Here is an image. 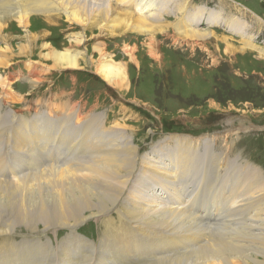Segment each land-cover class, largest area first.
Masks as SVG:
<instances>
[{
  "label": "bare ground",
  "instance_id": "obj_1",
  "mask_svg": "<svg viewBox=\"0 0 264 264\" xmlns=\"http://www.w3.org/2000/svg\"><path fill=\"white\" fill-rule=\"evenodd\" d=\"M123 1L132 2L121 7L111 0H0V32H5L12 22L27 28L32 12L41 14L47 26L55 24L53 20L63 15L83 30L104 29L109 36L126 32L146 35L148 56L161 57L156 34L163 32L160 18L166 13L163 0ZM181 7L173 3V9L180 15L175 29L181 37L212 42L214 48L222 44L228 56L255 50L264 57L263 48L256 45L255 35L251 34L252 28L247 30L239 15L228 20L234 24L230 32L241 39L238 46L233 44L234 35L226 34L229 41L226 37L216 41L212 31L195 30L191 24L196 22L185 21L188 12ZM207 11L203 13L198 9L196 14L206 15L210 23L216 18L212 11ZM34 31L33 35L30 31L29 36L28 30L21 36L24 43L17 46L16 55L29 59L33 50L41 48L47 32ZM4 38L14 37L8 33ZM9 43L8 40L4 51L0 50L3 57L0 68H7L12 62L7 61L13 58ZM42 48L47 49L44 44ZM125 49L129 61L137 63V46L125 45ZM94 50L102 59L104 51L97 47ZM44 58L51 60L54 70L79 69L81 61L68 50L50 49ZM100 59L97 62L102 65L100 69L95 68V72L113 88L124 89L127 66L110 65L108 59ZM29 79V87L34 90L42 78ZM14 82L10 77H0V264H45L47 261L49 264H120L118 261L125 258L139 264H264V172L260 167L237 154L235 160H229L230 164L226 163L227 157L225 162L214 164V178L205 171L198 179L186 178L199 166L192 157L193 149L200 144L206 154L210 152L207 145L212 151L208 137L200 140L183 135L169 136L155 146L158 150L140 156L130 126L115 123L113 128L94 130L99 122L105 123L101 114H93L96 123L92 120L84 124L85 130L76 133V128L70 127V133L64 104L57 106V114L53 116L39 113L30 120L23 114L16 116L12 108L2 112L10 102L7 94L11 93ZM50 118L59 119L60 124ZM45 129L54 132L57 145L51 149L43 145L44 142L39 145L49 137ZM73 143L78 145L66 148ZM187 144L193 149L181 151ZM41 159L42 163L38 164ZM238 160H242L243 167H235ZM182 162L185 167L179 172ZM41 165H46L47 169H42ZM178 177L182 182L176 180ZM230 180L234 184H230ZM150 182L153 183L151 195L159 196L158 192H162L166 194L163 198L169 200L147 201L144 190ZM184 199H189V206L183 203ZM115 202L121 224L117 228L108 214ZM219 205L217 212H213ZM191 207H196L195 216L188 212ZM202 209L203 214H197ZM217 215L222 216L215 222L213 218ZM90 217L104 223L100 230L103 236L97 245L73 233L75 227ZM19 227L25 234H17L21 233ZM58 228L71 230V233L68 232V238L55 248L54 241L40 240L45 234L56 233Z\"/></svg>",
  "mask_w": 264,
  "mask_h": 264
},
{
  "label": "rangeland",
  "instance_id": "obj_2",
  "mask_svg": "<svg viewBox=\"0 0 264 264\" xmlns=\"http://www.w3.org/2000/svg\"><path fill=\"white\" fill-rule=\"evenodd\" d=\"M111 2L122 7L128 6L132 1L111 0ZM173 3L180 4L186 9L188 16L186 15L185 21L196 22L191 24L195 30L212 31L215 40L226 37L229 41L227 35L231 37L234 35L230 32L234 24L228 20L232 21L239 15L243 19L244 27L247 30L252 28L251 34L255 35L256 45L264 51V0H183L182 2L163 0L166 13L160 17L163 32L156 34V42L161 48L159 49L161 57L157 58L149 57L146 52V35L126 32L109 36L104 29L103 31L95 28L92 31L83 30L84 28L68 22L63 15L53 20L55 24L47 26L48 22L41 14L32 12L30 15L33 16L27 28H21L12 22L5 32H0V50L4 51L9 40L13 54V58L7 60H12L10 64L8 63L9 66L0 68V77L8 79L10 77L15 81L11 93L7 94V100L10 102L2 108V112L12 108L16 116L23 114L30 120L39 113L41 116L46 113L53 116L57 114L55 113L58 111L57 106L64 104L66 119L69 120L67 131L70 130V133V127H75L76 133L85 130L84 124H89L92 120L96 123L92 115L101 114L105 117V123L99 122L94 130H99L100 127L113 128L116 124L130 126L135 136L133 141L138 147L140 156L154 149L158 150L155 146L162 144L161 142L169 136L183 135L200 140L208 137L212 145V151L207 145L210 150L209 155L200 144L195 150L191 148V144L185 145L181 150L193 149L192 157L199 165L195 170L190 171L187 177L185 176L189 179L192 177L198 179L201 176L200 173L204 171L209 177H216L214 164L218 161L225 162L226 157L228 158L226 163L230 164L229 160H235L234 156L237 154H240L241 159L249 160L252 165L260 167L264 172V57L255 50L242 55L235 53L229 57L222 44H217V48H214L215 44L212 42L181 37L182 34L175 29L180 15L178 16L173 9ZM198 9H202L203 13L208 12L207 10L212 11L211 14L216 19L209 23L206 15L203 14V17L196 14ZM39 29L47 32L40 44L41 48L33 50V56L29 59L16 55L17 46L24 43L21 36H25L28 30L29 36L33 35L34 30ZM7 32L14 38H7L8 40L4 38ZM83 36H85L84 39L78 38ZM89 36L94 37L89 39ZM234 38L233 44L239 46L241 39H237L236 34ZM79 40L83 41L78 42ZM42 44L47 49L42 48ZM133 44L138 50L137 63L130 62L125 52V45ZM94 47L104 51L101 57L104 60L108 59L110 65L125 64L127 66V86L124 89L113 88L95 72V68L100 69L99 66L102 63L97 62L100 55ZM50 49L56 52L68 50L71 55L78 56L81 59L79 69H52L51 60L44 58L46 51ZM0 55L2 59V54ZM91 62L95 65H91ZM14 75L15 78H13ZM29 77L42 78L34 90L29 87L31 85ZM9 95L13 97L12 100ZM68 115L71 117L69 118ZM55 122L60 124L59 119ZM74 122L75 126L72 124ZM55 128L57 130L58 127ZM114 130L118 131V129ZM46 133L49 135L48 139L41 140L39 145L42 146L44 142L43 145L51 149L57 145L54 132L46 130ZM143 137L144 139L140 141ZM70 145H78V143L68 144L66 148ZM151 155L153 156L152 153ZM41 163L42 159L38 164ZM234 164L235 167L244 166L242 160L235 161ZM40 167L47 169L46 165ZM184 167L185 163H180L179 172ZM233 173L236 175L237 172ZM176 180L179 183L182 182L181 177ZM229 183L234 184L231 180ZM152 184V182L146 184L144 190L147 201L169 200L163 198L166 194L162 192H158L159 196L151 195ZM183 203L189 206V199H184ZM220 206L213 209V212H217ZM117 208L115 202L108 212L114 227L121 225L119 214L116 213L119 210ZM195 209L196 207H191L188 212L194 215ZM203 210H198L197 214L199 212L203 214ZM221 216L217 215V218L213 220L217 222ZM96 220L94 217L83 220L75 227L73 233L79 234L93 244H99L103 236L100 230L104 228V223L102 220ZM18 231H21L17 233L18 235L25 232L22 227H19ZM55 231L56 233L51 232L41 236L40 240L54 241L55 248L68 238V232L71 233V230L67 232L64 228H58ZM118 263L139 264L128 258L120 259ZM45 264H49L48 261Z\"/></svg>",
  "mask_w": 264,
  "mask_h": 264
}]
</instances>
